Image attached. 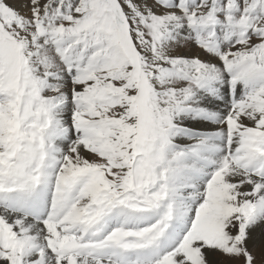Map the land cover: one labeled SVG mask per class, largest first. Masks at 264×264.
<instances>
[{
  "label": "rangeland",
  "instance_id": "374dc122",
  "mask_svg": "<svg viewBox=\"0 0 264 264\" xmlns=\"http://www.w3.org/2000/svg\"><path fill=\"white\" fill-rule=\"evenodd\" d=\"M10 1L25 3L30 16L0 2V264H40L45 250L49 264H201L203 244L212 264H264V250H255L264 234L246 245L243 226L257 211L264 220V0H146V13L136 0H49L43 14L32 0ZM197 90L221 112L189 107ZM259 103L255 120L249 108ZM234 110L253 122L232 140L237 132L219 131ZM203 123L210 129L195 127ZM56 124L64 162L75 150L84 159L58 162L46 176L47 129ZM206 134L215 140H202ZM178 163L194 187L180 201L189 205L183 213L168 201ZM54 172L60 187L47 188ZM244 173L257 181L253 190L241 189ZM243 192L229 218L225 203ZM121 217L134 223L121 227ZM106 219L103 246H77L83 233L98 238ZM181 222L185 235L160 253L180 237Z\"/></svg>",
  "mask_w": 264,
  "mask_h": 264
},
{
  "label": "bare ground",
  "instance_id": "6f19581e",
  "mask_svg": "<svg viewBox=\"0 0 264 264\" xmlns=\"http://www.w3.org/2000/svg\"><path fill=\"white\" fill-rule=\"evenodd\" d=\"M33 1V5H34V8H36L37 7V10L38 11H40L42 14H43V12L45 11V10H43L42 8H43V6L42 5H45V3L47 2V1H49V0H32ZM73 1V0H72ZM97 1V0H96ZM0 2H1V4H3V5H7L8 7H9V5H11V7H9L12 11H13V9L12 8H14V10L16 11V13H17V15L19 16V18H21V19H29V16H30V12L28 11V8H27V6L25 5V3H21V4H17V3H15L14 1H10V0H0ZM92 2H93V0H92ZM127 2V1H126ZM125 2V3H126ZM136 2L139 4V6L141 7V9H142V11H144V13H146L145 12V10L147 9V1L146 0H136ZM80 3V2H79ZM131 4V3H130ZM69 5V4H68ZM128 5V4H127ZM126 5V6H127ZM39 6H41V8H38ZM77 6V5H76ZM95 6H97V5H95ZM149 6V5H148ZM81 7V6H80ZM130 7V6H129ZM67 8V7H66ZM95 8V7H94ZM100 8V7H99ZM133 8V7H132ZM148 8H150V7H148ZM45 9V8H44ZM152 9H154V8H152ZM30 10V9H29ZM36 10V11H37ZM99 10V9H98ZM151 10V9H150ZM160 10V9H159ZM158 10V11H159ZM15 11H14V13H15ZM75 11V10H74ZM136 11V10H135ZM208 11V10H207ZM212 11V10H211ZM78 12V11H77ZM102 12V11H101ZM157 12V11H156ZM199 12V11H198ZM15 13V14H16ZM32 14H34L33 13V11L31 12ZM45 13V12H44ZM132 13V12H131ZM136 13V12H135ZM148 13V12H147ZM155 13V12H154ZM75 14V13H74ZM213 14V13H212ZM12 15V14H11ZM73 15V14H72ZM77 15V14H76ZM79 15V14H78ZM145 15V14H144ZM129 16V15H128ZM173 16V15H172ZM41 16H37L36 15V18H40ZM75 17V16H74ZM94 17H96V16H94ZM168 18V17H167ZM41 19V18H40ZM169 19V18H168ZM175 19V18H174ZM196 19V18H195ZM200 19V18H199ZM42 20V19H41ZM180 20V19H179ZM128 21V20H127ZM162 21V20H161ZM171 21V20H170ZM181 22V21H180ZM200 22V21H199ZM205 23V22H204ZM129 24V23H128ZM173 24V23H172ZM166 26V25H165ZM132 27V26H131ZM181 29V28H180ZM39 30V29H38ZM179 31V30H178ZM184 33H186V32H184ZM180 34V33H179ZM137 35V34H136ZM65 37V36H64ZM139 39V38H138ZM117 40V39H116ZM104 42H106V41H104ZM2 44V43H1ZM21 49H22V51H23V55L25 54H29V52H26V50H28V43H26L25 42V40L22 38V41H21ZM57 44V43H56ZM234 49V48H233ZM0 51H1V49H0ZM179 51V50H178ZM177 51V52H178ZM31 52V51H30ZM186 55V54H185ZM37 63V62H36ZM110 65V64H109ZM153 66V65H152ZM35 67H36V65H35ZM34 70V69H33ZM82 76V75H81ZM225 76V75H224ZM65 78V77H64ZM68 78V77H67ZM79 78H80V76H79ZM91 78H92V76H91ZM95 78H96V76H95ZM94 78V79H95ZM74 79V78H73ZM96 80V79H95ZM82 82V81H81ZM97 82V81H96ZM47 83V82H46ZM63 83V82H62ZM136 84V83H135ZM81 85H79V87H80ZM83 86H85V85H83ZM86 86H87V84H86ZM78 89V88H77ZM83 89V88H82ZM149 90V89H148ZM79 91V90H78ZM102 91V90H101ZM80 92V91H79ZM147 94V93H146ZM84 96V95H83ZM62 97V96H61ZM183 101H185V100H183ZM180 104V103H179ZM195 106H194V105ZM260 104L261 103H259L258 105H256L255 107H252V108H249L250 110H252L253 112H250V113H248L249 115L251 114V116L253 117V116H255V120L257 119V120H259L258 119V117H259V113H258V110H259V108H260ZM57 105V104H56ZM189 107H192V108H194V107H200V108H202V106H203V108L204 109H210V107H212V109L215 111V112H217L218 114L221 112V109L223 108V106H218L217 105V103L215 104V103H213L212 101H210L203 93H201L200 91H195V92H193V94H192V96H191V98H190V101H189ZM192 105V106H191ZM212 105V106H211ZM8 107V106H7ZM187 107V106H186ZM225 107V106H224ZM57 110V109H56ZM61 111V110H60ZM188 111H190V109H188ZM247 112V111H246ZM97 113V112H96ZM233 113H234V122H227V121H224V120H222V119H220V123H221V129H220V131L219 132H221V133H225L224 131H226V133L228 132V133H230V136H231V133L232 132H237V133H235L234 135H233V137H232V140H235L236 138H237V134L239 135L240 133H242L243 132V130H245V129H247V127H248V125H247V123H252L253 122V119L251 118L250 119V121H249V119L247 118V115H246V119H248V120H246L245 119V117L243 118L242 116H240L239 114H237V113H235V110L233 111ZM58 114V113H57ZM62 114V113H61ZM243 114V115H244ZM59 115V114H58ZM64 115V114H63ZM62 115V116H63ZM216 115V114H215ZM228 115H229V113H228ZM231 115V114H230ZM68 116V115H67ZM180 116H181V114H180ZM218 116V115H217ZM233 117V116H232ZM67 118V117H66ZM183 118H185V117H183ZM191 119H193V118H191ZM96 120V119H95ZM99 120V119H98ZM180 119H178L177 118V122L179 121ZM54 121V120H53ZM65 121V120H64ZM184 121H187L186 120V118L184 119ZM62 122V121H61ZM66 122H68V121H66ZM182 122V121H181ZM180 122V123H181ZM53 123V122H52ZM171 123V122H170ZM190 123V122H189ZM127 124V123H126ZM179 126H183V125H181V124H188L187 122L186 123H181V124H179V123H177ZM195 124H197V123H193V124H188V125H195ZM210 124V123H209ZM242 124H245V126L243 127L242 126ZM215 125V124H214ZM65 127V125H61V127H59V128H62V127ZM178 126V127H179ZM201 126H203L202 128H201ZM255 126V125H254ZM90 127V126H89ZM107 127V126H106ZM197 129H201V130H205V129H210V127H211V125H206V123H203L202 125H197V126H195ZM218 127H219V125H218ZM91 128V127H90ZM216 128H217V126H216ZM65 129H71V128H65ZM1 130V129H0ZM48 131H47V134H48V137H50L49 138V140H48V144H47V148L49 147V145H51L52 146V148L51 149H48V151H46L47 153V161H46V165H45V167H44V172H45V175L46 176H49V172H50V170H51V168H53L54 167V169L56 168V165L55 164H57L58 162H63L64 163V165L63 166H66V165H68V163H75V162H80V161H82V159H84V158H82V157H80L81 155H82V153L81 152H79V151H77V150H73L72 152L73 153H71L70 155H69V157H68V161L66 160V162H64V160H63V156H62V153L64 152V150H63V148H64V143H63V141H57L54 137H53V135H52V133L54 132V130H57V124L55 125V126H53V127H51V128H48L47 129ZM127 130V129H126ZM247 130H249V129H247ZM254 130V129H253ZM98 132V131H97ZM254 132V131H253ZM256 132V131H255ZM248 134V133H247ZM259 134V133H258ZM257 134V135H258ZM100 135H102V134H100ZM228 135V134H227ZM241 135V134H240ZM249 135H251V134H249ZM262 136V135H261ZM260 136V137H261ZM239 137V136H238ZM250 137V136H249ZM253 137V136H252ZM258 137V136H257ZM47 138V137H46ZM92 138V137H91ZM99 138V137H98ZM97 137H96V139H98ZM216 138V137H215ZM215 138H211L209 135H204V136H202V140H205V141H207V142H213V140H215ZM224 138V136L222 137V139ZM251 138V137H250ZM92 139H94V138H92ZM89 140H90V138H89ZM223 140H221V141H219V140H217L216 141V144H213L212 146H211V148H210V151L211 152H213L214 154H218L219 153V149L216 147V145H217V143H221ZM229 141H230V139H229ZM252 141V140H251ZM2 142V141H1ZM99 142V141H98ZM97 142V143H98ZM215 142V141H214ZM85 143V142H84ZM96 143V142H95ZM233 143V142H232ZM97 147H99L100 148V145L99 146H97ZM234 147V146H233ZM102 148V147H101ZM108 148V147H107ZM106 148L105 147H103L102 148V151L103 150H105ZM222 149H223V155L222 156H220V158H222L223 156H224V146L222 147ZM236 149V148H235ZM82 150V149H81ZM108 151V150H107ZM248 151V150H247ZM259 152V151H258ZM102 154H103V152H102ZM245 155V154H244ZM83 156V155H82ZM264 159V158H263ZM219 162V161H218ZM120 163V162H119ZM221 164H222V162H221ZM76 165V164H75ZM178 165H180L179 167H178V169H177V171H176V174H177V176H178V178L180 179L179 180V182H177V181H175L174 182V184L173 185H171L170 186V188H171V190H170V193H169V197H168V201L169 202H171L172 203V205H173V207H174V209H177V211L178 212H180V213H183L184 211H186V209L189 207V205H188V203L187 202H183V203H180V201H181V199L182 198H184V197H186V196H189V195H191V191H190V189H191V187L194 189V187L190 184V185H188L187 186V184H189V182H188V175H187V173H185L184 171H182V170H180L182 167V164H180V163H178ZM50 166H52L50 169H49V167ZM205 166V169L206 170H208V166L207 165H204ZM1 167V166H0ZM58 168V167H57ZM66 168V167H65ZM176 168V167H175ZM183 168H184V166H183ZM199 168V167H198ZM215 168V167H214ZM49 169V170H48ZM72 169V168H71ZM231 169V168H230ZM1 170V169H0ZM236 170V169H235ZM234 171V170H233ZM239 171V170H238ZM235 172V171H234ZM170 173V172H169ZM224 173V172H223ZM97 174V173H96ZM184 176H183V175ZM233 174V173H232ZM238 174V173H237ZM245 174V173H244ZM241 174V182H242V184L240 185V187H241V189H251V190H253V185L254 184H256L257 183V181L255 180V179H253V178H251V176L250 175H248V174ZM179 175H182L183 177H180ZM196 175L198 176V177H201V176H203V174L202 175H198L197 173H196ZM51 176L53 177V179L55 180L56 179V181L57 182H51V181H46L48 184H47V188H49V187H56L57 185L60 187V185H59V183L61 182V179H60V177H59V174H56V172H54L53 174L51 173ZM61 176V175H60ZM226 176H227V174H226ZM204 177H205V175H204ZM222 177V174H220L216 179H211L210 180V182H211V184H216L217 182H219L220 181V178ZM228 177H231V175H228ZM233 177V176H232ZM47 179V178H46ZM239 179H240V177H239ZM231 180V179H230ZM60 181V182H59ZM173 181V180H172ZM261 181V180H260ZM263 181V180H262ZM223 182H225V181H223ZM238 182V181H237ZM240 182V181H239ZM245 182H247V183H245ZM251 182L252 183H254V184H251ZM245 183V184H244ZM244 184V185H243ZM49 185H51V186H49ZM52 185H54V186H52ZM56 185V186H55ZM75 185V184H74ZM62 186V185H61ZM243 186V187H242ZM229 187V186H228ZM235 187V186H234ZM237 187V186H236ZM259 187H260V185H259ZM55 189H57V188H55ZM54 189V190H55ZM70 189V188H69ZM83 189V188H82ZM226 189V188H225ZM231 188L229 187V190H230ZM264 189V188H263ZM63 190V189H62ZM86 190V189H85ZM64 191V190H63ZM68 191V190H67ZM218 191V190H217ZM219 191H221V190H219ZM242 191H245V190H242ZM260 191V190H259ZM240 192V191H239ZM38 195H40L41 196V198H42V200L43 199H46V194L44 193V192H38L37 193ZM203 194V193H202ZM256 194V193H255ZM198 195V194H197ZM200 195V194H199ZM74 196V195H73ZM81 196V195H80ZM86 196V195H85ZM251 196H253L252 197V202H253V204L252 203H250V202H248V206H249V208L253 211V213H254V208H255V210L257 211V209H256V204H257V200L255 199L256 198V196L255 195H253V193H251V195H250V197ZM84 197V196H83ZM86 198H87V196H86ZM78 199V196H74V197H72V200H73V203L71 204L73 207H74V209L75 210H79L80 208H79V206H84V204H80V203H78L76 206H75V204H76V202L78 201L77 200ZM246 199V194L243 192L241 195H233V198H232V200L231 201H229L228 203H225V207L227 206V208H226V210H227V212H228V217L230 218L231 216H232V211H231V208H232V205L233 206H236V205H239L243 200H245ZM4 200V199H3ZM76 200V201H75ZM192 201H195V198H193V200ZM202 204V203H201ZM166 206V205H165ZM164 206V207H165ZM261 206V205H260ZM168 208V207H167ZM260 208V207H259ZM72 209V208H71ZM222 209V208H221ZM233 209V208H232ZM82 210V209H81ZM262 210V209H261ZM264 210V209H263ZM2 210H0V213H2L1 212ZM17 211H18V209H17ZM170 211V210H169ZM78 212V211H77ZM214 212V211H213ZM4 213V212H3ZM5 213H7L9 216H14V217H17V216H15V214L13 215V214H11V213H8V212H5ZM22 213H24V214H29V216H28V218L29 219H31V220H35L36 219V216H35V214H36V212L35 211H33L32 213L31 212H25V211H22ZM79 214V213H78ZM256 214V213H255ZM53 215V214H52ZM221 215V214H220ZM4 216H5V214H4ZM20 217V216H19ZM70 217V216H69ZM109 217V216H108ZM108 217H105V218H108ZM168 217V216H167ZM250 217V216H249ZM253 217L255 218V219H257V220H253V221H250V219H249V223L248 222H243V226L244 227H246L247 228V231H246V234H245V236H246V238H244V239H246L245 241H246V245H251V244H253V243H256V242H258V240H260L261 239V237H262V235L264 234V220H261L260 218L262 217V216H260L259 214H258V211H257V215H253ZM7 218V217H6ZM10 219L12 218V217H9ZM20 218H22V217H20ZM68 218V217H67ZM73 218H75V217H73ZM77 218V217H76ZM10 219L9 220H7V221H9V222H12V221H10ZM112 219H114L115 220V224H116V222L118 221V218H112ZM259 219H260V221H259ZM262 219H264V218H262ZM110 220L111 219H106V220H104L102 223H104V222H106V223H104V225L102 226V225H100V224H102V223H100L99 225H97V231H99V230H101L98 234H99V237L98 238H96V239H93V235H91V236H87L85 233H83L82 235H78L77 236V239H78V243H77V246H79V247H83V245H91V246H95V247H100V246H103V244L102 243H99L100 241L101 242H103V241H105L106 239H103V235L108 231V228H110V226H111V222H110ZM222 220H224V212H223V215H222ZM72 221H73V219H72ZM258 221V222H257ZM32 222V221H31ZM39 222V221H38ZM114 222V221H113ZM129 223H134V220H128V219H126V218H124V217H121V222H120V226L121 227H125L126 225H128ZM222 223V222H221ZM26 224V223H25ZM44 224H46V221H44ZM187 224L188 223H185V222H181L180 223V225H179V235H180V237L179 238H176V239H173V240H168V241H165L163 244V246L161 247V250H160V253L162 252V254L163 253H166V252H168V251H170L171 249V247H173L174 245H175V243L178 241H180V239H181V237L183 236V235H185L184 233L186 232V227H187ZM12 225V224H11ZM75 225V224H74ZM16 226V225H15ZM43 226V225H42ZM105 226H108V228H104ZM169 227L171 226V223L168 225ZM50 227H52V226H50ZM33 231H34V233L35 232H37L38 231V228H36V227H32L31 228ZM26 230V229H25ZM28 230V229H27ZM103 230V231H102ZM20 231V230H19ZM31 232V231H30ZM41 231H39V232H37L39 235L41 234L40 233ZM28 233V232H27ZM25 234V233H24ZM23 234V235H24ZM33 234V233H32ZM30 235V234H29ZM22 236V235H21ZM26 236V235H25ZM29 238V237H28ZM37 239V238H36ZM40 240V239H39ZM36 242H37V240H36ZM106 242V241H105ZM29 244V243H28ZM31 244H32V242H31ZM40 244V243H39ZM38 244V245H39ZM30 245V244H29ZM37 245V244H36ZM41 245V244H40ZM206 245V244H205ZM34 246V245H33ZM93 246V247H94ZM189 246V245H188ZM201 247V250H202V258L200 259V263L201 264H212L213 263V261H214V259L212 258V253H210L209 251H208V249H206V247L204 246V244L203 245H200ZM38 246H36L35 248H37ZM22 248V247H21ZM23 248H25V247H23ZM22 248V249H23ZM32 248V247H31ZM71 249V248H70ZM82 249V248H81ZM190 249V248H189ZM20 250V249H19ZM38 250V249H37ZM83 250V249H82ZM154 252H153V257H154V259H156V258H158V253L159 252H157V251H155L154 250V248L152 249ZM255 250H259V251H262V250H264V247H262V248H256ZM28 251V250H27ZM34 251V250H33ZM144 252H147V250L145 249V250H143V251H139L137 254H136V256L137 257H141V254H144ZM257 252V251H256ZM28 253V252H27ZM30 253V252H29ZM43 253V252H42ZM47 252H46V250H45V253L43 254V255H45V258H41L42 260L40 261V264H49V261H50V259L51 258H49V256L46 254ZM184 253V252H183ZM204 253V254H203ZM24 254V253H23ZM35 254V253H34ZM31 255H32V253H31ZM79 255V254H78ZM99 255V254H98ZM19 256V255H18ZM81 256V255H80ZM79 256V257H80ZM16 257V256H15ZM27 257V256H26ZM32 257V256H31ZM61 257V256H60ZM103 257V256H102ZM105 257H107V256H105ZM66 258V257H65ZM27 259H28V257H27ZM53 261V260H52ZM104 261V260H103ZM172 261V260H171ZM48 262V263H47ZM64 262V261H63ZM194 262H196V261H194ZM127 263V262H126ZM165 263V262H164ZM172 263V262H171ZM197 263V262H196ZM17 264H31V262L30 261H24V262H22L21 263V261L19 260L18 262H17ZM109 264V263H108ZM198 264V263H197Z\"/></svg>",
  "mask_w": 264,
  "mask_h": 264
},
{
  "label": "crops",
  "instance_id": "0c3cea01",
  "mask_svg": "<svg viewBox=\"0 0 264 264\" xmlns=\"http://www.w3.org/2000/svg\"><path fill=\"white\" fill-rule=\"evenodd\" d=\"M232 24L235 25L236 24V20L232 19Z\"/></svg>",
  "mask_w": 264,
  "mask_h": 264
}]
</instances>
